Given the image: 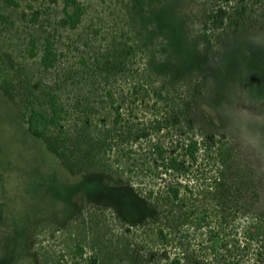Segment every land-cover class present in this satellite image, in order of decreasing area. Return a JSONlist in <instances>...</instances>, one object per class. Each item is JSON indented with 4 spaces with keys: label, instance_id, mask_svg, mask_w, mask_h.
Masks as SVG:
<instances>
[{
    "label": "trees",
    "instance_id": "16d2710c",
    "mask_svg": "<svg viewBox=\"0 0 264 264\" xmlns=\"http://www.w3.org/2000/svg\"><path fill=\"white\" fill-rule=\"evenodd\" d=\"M1 1L8 7L16 8L18 6L15 0ZM107 1L109 3L111 0ZM126 5L127 10H125L124 16L119 10L115 11L114 16L111 12L107 13L108 16L112 17L110 19L112 26L120 25L116 20L124 25V28H121L119 32L118 37L120 40H116L118 42L112 40L106 42L107 45L105 44L100 62L99 59L94 57V61L88 70L91 72L90 74H99V76H96L99 79H97L98 82H112L115 78L114 75L117 73L121 74L117 79L122 82L125 77H128L127 73L131 71L128 67L135 65L134 58L137 57L146 70L149 71L143 72L144 78L141 79L143 83H140L137 90L132 94L138 96L140 105L147 103L151 108L150 114L154 121L149 124L148 129L138 128V130L132 131L118 123V119H115L110 130L96 127V138L90 141L89 147L79 146L75 151L72 149L74 145H71L78 138L77 136L72 139L68 138L63 132L61 122L64 120V113L57 109L58 106L55 103L57 99L56 88L42 87L40 89L45 92V100L48 105L45 109L47 110L46 113L43 110L35 109L34 106H26L25 111L21 109L20 113H17L12 107L15 113L14 119L10 120L8 118L4 128L0 131L1 167L12 168L13 162L18 163L17 160L23 158L22 152L25 148L30 154L38 152L46 155L45 158L50 162L52 159H56L69 175L83 173V176L80 180L78 178L76 182L69 184L62 177L63 182H59L56 177L52 176L50 170L47 171L41 167L34 168V172L29 173L26 177L33 195L25 196V203L23 204L21 202L22 197L16 194L14 184L17 183V178L14 177L15 183L12 187L8 186L5 193L17 196L10 209L17 215L18 219L17 221H9L6 218L0 219V225H3V229H0V251L3 254V257L0 256V264H146L148 258L145 259L142 255L135 256L133 247L127 250L115 245L112 251L107 250V246L97 245L96 234L90 235L86 225H82V220L79 225H76L73 220L84 217V213H88L87 217L89 218V213L92 212L91 209L96 211L98 208H104L105 206L111 207L109 202L112 201L117 206L115 209L111 208L114 216L113 220L120 223L121 226L125 224L129 227L139 228L147 222L157 223L162 221L164 226L174 223L177 227H180L182 226V216L186 217L188 215L186 208H184L186 207L185 204L190 202L179 200L180 188L184 191L186 189L185 192L188 193L187 200L196 195H204L209 203L214 202V205L218 206H212L214 208L211 211L214 212L220 211L221 206L226 202L232 203L231 208L233 211H238V200L247 194L249 188L250 196L254 199L259 198L254 190L255 183L253 184L250 175L247 174L246 166L241 171L238 170L237 165L234 166L236 164L234 157L237 155L235 148L239 149V146H242L245 147L243 151L245 157L249 156L252 151V153H258V157H260L258 163L261 167L258 169L264 172L262 169L264 154L261 153L262 151L259 153L260 146L257 142L253 145L250 139L253 150H247V144L240 145L237 139L233 137L236 143L233 148L226 146L214 134L207 133L203 138H199V143L189 139L184 145L176 144L171 150L173 155L169 156L166 153V151H169V146L163 148L159 142L149 136H157L158 132L166 129L167 131L178 132L182 138L185 136L183 133L193 129L191 127V117L195 119V122L197 120L204 121L203 124L208 129L216 127L213 120L204 114L207 113V110H210L216 111V114L222 117L221 113L225 100L231 92H234L233 96L236 100L238 99V103L242 98L247 105L242 110L240 120L242 130L247 132L246 135H254L257 139L258 135L264 133L246 128L247 125H254L257 131H264V0H128ZM82 15L83 7L79 3L74 0H64L60 19L62 27L69 31L75 30L81 21ZM31 20L34 22L35 18ZM0 21L5 22L1 15ZM193 27H197L196 30L192 31L190 29ZM149 35L151 36L150 46H144L141 39L145 36L148 38ZM137 40L138 42L141 41L140 44L136 42ZM27 45L29 46L27 57L36 58L38 66L43 71L54 68L57 53L51 49V43L47 42L43 45L44 47L39 56L34 51L33 39H29ZM119 47L123 50L124 56L122 58V53L117 54L120 51ZM133 48L136 51H132ZM124 60H128L129 65L120 68L119 65ZM80 63L82 67H85L83 61H80ZM210 71L216 73L215 78H209L206 82L205 79H207ZM1 72L0 68V74ZM151 77L157 82L161 80L162 83L158 84L162 88L167 87V91L163 92L164 95L162 90L154 92V90L151 91L150 87L143 88L148 82L150 83ZM64 79H67V77H64ZM8 82L10 81L0 80V98L4 99L6 103L12 102L13 97H17L19 88L13 87L12 84L7 85ZM112 83L113 85L118 84L116 81ZM38 88L36 84L32 85L31 96L36 107L40 106L41 103L35 93V90H39ZM113 88L107 93L109 96L107 104L112 103L113 105L111 95L115 91ZM167 93L170 94L167 95L168 97L166 96ZM148 100L152 103L149 104ZM14 101L12 103H15ZM228 102H230L229 99ZM195 106L198 108L197 111ZM113 109L117 112V109L114 107ZM198 116H201V118L199 119ZM13 124L20 127L18 135L22 132L24 134L22 138L26 140L21 138V142H19L18 135L17 137L13 135L12 138L3 136L6 133L5 129L11 130V128H14V130H18ZM80 132L83 133V130H80ZM113 134L119 136V146L120 144L130 143L140 149L143 148L140 145L143 142L145 147L143 153L136 155L127 147L121 146L120 151H115V158L109 164L108 159L105 157L108 152L103 149V144L111 139ZM12 140L19 144V147H16L22 150H20V154L12 152L13 154L10 155L5 152ZM112 148L109 146L107 150L110 152ZM179 150H182L183 157L190 162V165L196 162L197 156H201L200 163H202L203 169L195 174L197 176L194 177L192 187H187L186 184L172 185L168 179H164L160 190H157L158 195L153 190L148 191L145 198L148 200L147 203L143 201L144 199L141 198L142 196L138 191L130 186L128 188L105 185L100 189L97 185V183L102 182L100 178L102 174L114 175L117 173L116 166L120 164L123 165L122 169L127 168L126 172L129 174L137 171H139L138 174H141L143 171L144 174H155L156 172L155 175L161 173L173 175L175 172L183 171L182 162L184 159L177 162L174 157ZM77 155H79L83 166L88 163L86 170L79 167L80 163ZM214 158L222 168L216 170L219 176L214 175L211 177L205 187L204 183L207 181L205 168H209L214 163L212 162ZM2 160L5 161L1 163ZM30 164L33 165V163ZM159 164L161 168L157 173ZM16 167H21V164ZM133 168H139L140 170ZM88 173L98 174L94 176V174ZM237 178H241V180ZM261 179L263 180L264 176ZM257 182L259 183V181ZM46 185H50L51 188H45ZM3 187L2 192L5 191V187L4 189ZM123 188L128 190L133 198L137 200V203L135 202L136 208L140 211H133L135 215L127 214L129 204L126 202L128 201L131 204L128 198H124L125 202L123 204L121 202L117 204V197H115L113 191ZM202 188L203 191H200ZM82 192L89 194L78 197L77 195ZM45 199L53 200L59 206L62 204V209L65 207L66 210H63L64 219L61 224L57 221L44 223L39 219L35 220V216H42L45 213L44 209L40 207ZM115 199L116 201H114ZM257 199L254 204L252 203V206L256 205ZM89 203L99 205V207L97 209L89 207ZM8 205V203L0 204V206L9 207ZM15 207H18V209ZM133 207L135 206L132 205ZM182 208L185 210L182 211ZM84 209L85 212H83ZM142 215H145V217H142ZM147 216L150 218L146 219ZM206 218V214L202 213L197 221L203 222ZM221 219L223 220L224 216ZM222 222L223 224L226 223V219ZM58 224L67 227L63 228ZM46 225L59 232L58 235L61 236V239L63 236L66 239H63L64 242L55 240L52 245L48 244L44 251L37 252L32 238H37L40 229L43 230ZM7 226L12 228L11 232L5 230ZM232 228L234 227L231 226L229 232L232 235L231 241L235 245L232 247L234 249L233 258L230 261L224 260L231 251L229 249H225L224 254L213 252V259L216 264H240L239 255L248 253L249 244L244 242L241 245L240 241L234 238L236 232ZM86 231H88V234L85 238L83 235ZM134 235L137 237L138 233ZM134 235L133 237H135ZM252 235L250 234L249 237L251 238ZM27 237L30 238L28 247L31 249V253L29 255L26 253L25 256L14 253L16 255V258H14L12 253L16 248L24 250L23 246H25V251L27 250L23 241V238ZM129 237L131 241L132 234ZM147 237L151 239L150 236ZM186 237L188 238L187 235ZM166 238V233L162 229H158V237L149 240V243L159 247V245L168 243ZM218 238L217 232L211 233L210 231L208 235L209 242ZM250 238L247 237V239ZM87 250L90 253H86ZM126 254L128 256L124 257ZM253 256L254 258L250 264H264V244L258 246ZM163 264L181 263L174 257L168 263Z\"/></svg>",
    "mask_w": 264,
    "mask_h": 264
},
{
    "label": "rangeland",
    "instance_id": "374dc122",
    "mask_svg": "<svg viewBox=\"0 0 264 264\" xmlns=\"http://www.w3.org/2000/svg\"><path fill=\"white\" fill-rule=\"evenodd\" d=\"M15 1L18 3V6L13 8L5 6L0 0V15L5 19V22L0 21V68L2 70L0 80L10 81L7 85L12 84L13 87H19L17 90V97H13L15 103H12L13 101L10 102L9 100V102L6 103L4 99L0 98V131L4 128L8 118L10 120L14 119L13 117L15 116V113L12 107H14L17 113H20L21 109L25 111L26 106H34L35 109L43 110L45 113L47 112V110H45L46 106H48L47 101L45 100V92L40 90L42 87H52V89H57L55 91L57 96L55 103L58 106L57 109H60V111L64 113V120L61 122L63 132H65L68 138L72 139L74 136H77L78 138V140L71 145H74L72 149L75 151L79 146L89 147L90 141H93L94 138H96V127L110 130L112 128V122L115 119H118V123H121V125H124V127H127L132 131L138 130V128H149V124L154 121L150 114L151 108L146 102L140 105L137 98L138 96L132 94L137 90L138 85L143 83L141 80L144 78L143 72L145 71L146 73V71H149L148 69L146 70L145 66H143L142 62L137 59V57L134 58L135 65L133 64V66L128 67L131 71L127 73L128 77H125L122 82L120 79H117L121 75L120 73L114 75L115 78L112 82L116 81L118 83L117 85H113L111 81L98 82L99 79L96 76H99V74H90L91 72L88 70L89 66L92 65L94 61V57L99 59L100 62L101 55L105 50V44L107 45L106 42H109L110 40L118 42L116 40H120L118 37L119 32L121 28H124V25L122 22L116 20L120 25L112 26V21H110L112 17L108 16L107 13L111 12L112 16H114L115 11L119 10L124 16L125 10H127L126 4L128 0H111L109 3L107 0H74L83 7V15L79 25L73 31H69L62 27L60 22L61 8L64 0ZM33 18H35L34 22L31 20ZM196 28L197 27H193L190 29L194 31ZM150 37V35L148 38L146 36L144 38L142 37V42H138V40L136 42L138 44L141 42L144 46H150ZM29 39L34 40V51L37 53V56L42 52L45 43L48 42L52 44L51 49L57 53L54 68L43 71L42 68L38 66L36 58L27 57V50L29 47L27 42ZM119 49L120 51L117 53L118 55L123 51L121 50V47H119ZM132 51L136 50L133 48ZM123 56L122 53L121 58ZM80 61L85 63V67H82ZM121 63L122 64L119 65L120 68L129 65L128 60H124ZM215 75V72L210 71L205 81L208 82L209 78H215ZM64 77H67V79H64ZM151 79L150 83L148 82L149 84L147 83L143 88L150 87L151 91L154 90V92H160L162 90V94L164 95L165 93L163 92L167 91V87L162 88L161 85L158 84L162 83L161 80L157 82L153 77H151ZM34 84L39 87V90H35L36 92L33 91L36 93L38 101L41 102L38 107L33 103V97L31 96L32 85ZM111 88L115 90L111 93L113 105L112 103L107 104V100L109 99L107 93L108 91L110 92ZM168 93L166 96L170 95ZM233 94L234 92H231L230 96L225 100V105L223 106L221 113L222 117L216 114V111L213 112L207 110V113L204 114L208 115V117L213 120L214 126L216 127L208 129L203 124L204 121L197 120V122H195V119L191 117V127H193V129L183 133L185 136L182 138L181 134L178 132L173 130L167 131L166 129L158 132L157 136L149 137L156 142H159L163 148L168 145L169 151H166V153L169 156L173 155L171 150L176 144L184 145L189 139L196 140V142L199 143V138H203L207 133L214 134L215 137L222 141L226 146L233 148L236 144L234 138H236L238 144H247V150L252 149L250 144L251 139L253 145L257 142L260 146L259 153L262 151L261 153L264 154V133H262L264 131H257L254 125H247V129L251 128L252 131L262 134L258 135L257 139L254 135H246L247 132L242 130V123L240 120L242 117V110H244L247 105L242 98H240V102L238 103V99L236 100ZM228 99L230 102H228ZM148 102L149 104L152 103V101L149 100ZM113 107L117 109V112ZM195 107L197 111L198 108L197 106ZM198 118L200 119L201 116H198ZM13 126H16L18 130H14V128H11V130L5 129L6 133L3 134L4 137L9 136L12 138L13 135L14 137H17L20 127L16 124H13ZM80 130H83V133H81ZM22 135H24L22 132L18 135L19 142H21ZM22 140L26 139L22 138ZM118 141L119 136L113 134V136L111 135V139L103 144V149L108 152L105 157L108 159L109 164L115 158V151H120L122 148L121 146L127 147V149H130L133 153H136V155L143 153L145 148L143 142L140 144L143 148L138 149L130 143L125 145L120 144L119 146ZM16 146L19 147V144L12 140L8 144L9 148L5 149V152L10 155L12 152L20 154L22 150L18 149ZM109 146L113 147L110 152L107 150ZM244 148L245 147L242 146H239V149L235 148L237 155H234V161L236 162L234 166L237 165V168L240 171L246 166L247 174L250 175L253 184L255 183L254 190L259 196L258 199L256 197L257 202L255 206H252L256 199L250 196V188L247 189V194L238 200V211H233L231 208L232 203L226 202L223 203L220 211L217 210L215 212L213 210L211 211V209L214 208L212 206H215L214 202L209 203L204 195H196L195 197H190V200H187L188 193L185 192L186 189L184 191L180 188L179 200H184V202L190 201L185 204L186 207L184 208H186L188 215L186 217L182 216V226L180 227H177L174 223L164 226L162 221L157 223L147 222L146 224L139 226V228L129 227L125 224H122L121 226L120 223L113 220L114 216L111 208L115 209L117 206L112 201L109 202L111 207L105 206L104 208H98L99 205L89 203V207L98 209L96 211L91 209L92 212L89 213V218L87 217L88 213H84V217L75 218L73 221L76 225H79L82 220V225H86V228L90 231V235L96 234L98 240L96 243L97 245L107 246V250L110 249L112 251L115 245L127 250L133 247L135 256L138 257L142 255L145 259L148 258L149 261L147 260L146 264L168 263L174 257H176L181 264H216L213 259V252L224 254L225 249L231 250L224 259L225 261H230L234 255V249L232 247L235 246L231 241L232 235H230L229 232L230 227L232 226L234 227L232 230L236 232L234 238L238 239L241 245H243L244 242L249 244L248 253L239 255L240 264H250L258 246L264 244V179H261L264 176V172L258 169L261 168L258 163L260 160L258 153H252V151L249 156L245 157L243 153ZM23 150V158L17 160L20 163L13 162V167H8V169L0 166V204H9V207L0 206V219L6 218L9 219V221H17L18 219L17 215H15L12 209H10L11 205L13 206V202L16 201L17 196L5 193L8 190L7 187H12L15 183V176L17 178V183L14 184L15 190L17 191L16 194L22 197V204L25 203V196L33 195L32 189L29 185L30 183L26 177L29 173L32 174L34 172V168L37 169V167H41L44 170H50L52 171V176L56 177L59 182H63L62 178H64L69 184L76 182L78 178L80 180L83 176V173L69 175L66 170L58 164L56 159H52L50 162L45 158L46 155H42L38 152L30 154L25 148H23ZM174 157L177 159V162L184 159L182 162L184 166L183 171L175 172L173 175L164 173L155 175L156 172L155 174H144L143 171L141 174H138L139 171L136 170L137 172L129 174L126 172L127 168L122 169L123 165L120 164L116 166L117 173L114 175L109 176L102 174L100 176L102 182L97 183V185L100 189L105 187V185L130 186L138 191L142 196L141 198L144 199V202L148 201L145 199L148 195V191L151 192L153 190L157 194V190H160L164 179H168L172 185L186 184L187 187H192L194 177L197 176L195 174L203 169L202 163H200L201 156H197L196 162L192 165H190V162L183 157L182 150H179ZM77 158L80 163L79 167L86 170L88 168V163L83 166L79 155H77ZM216 158L213 159L212 162L214 163H212L209 168H205V177L207 178V181L204 183L205 187L208 185L211 177L214 175H216V177L219 176L216 170L221 169L222 166L216 162ZM4 161L5 160H2L1 163ZM156 162L161 163L160 161ZM30 163H33L35 166ZM20 164L21 167H16ZM160 168L159 164L157 173ZM262 169L264 171V165L262 166ZM88 174H94L95 176L98 173ZM25 179L27 180V184ZM237 179L241 180V178ZM257 181H259V183ZM3 186L5 187L4 192H2ZM45 188H51V186L46 185ZM200 191H203V188ZM131 192L133 191L131 190ZM113 193L116 195L115 197H117V204L118 202L123 204L125 202L124 198L130 200L131 204L128 201L126 202L129 204L127 214L135 215L133 211H140L136 208L137 205L135 202L137 203V200L133 198V195H131L128 190L123 188L121 190H114ZM84 194L89 193L82 192L77 196L80 197V195ZM99 199H101V197H99ZM114 201H116V199ZM132 205L135 207L132 208ZM61 206L62 204L59 206L53 200L45 199L40 205L45 213L42 214V216H35V220L39 219L44 223L57 221V223L61 224L64 219L63 210H66L65 207L62 209ZM15 208L18 209V207ZM184 208H182V211L185 210ZM83 212H85V209ZM202 213H205L207 218L203 222H198L197 220ZM222 216H224L223 220L221 219ZM142 217H145V215H142ZM147 218L150 217L147 216L146 219ZM225 219L226 223L223 224L222 221ZM62 226L63 228L67 227L65 225H60V227ZM0 229H3V225H0ZM158 229H162V231L166 233V240H168V243L159 245V247L153 246L149 243V240L158 237ZM5 230L10 231L12 228L7 226ZM210 231L211 233L217 232L219 238L209 242L208 235ZM58 233L59 232L54 231L52 227L47 225L43 230L40 229L37 238H32L34 239L33 244H36L37 252H42L41 250L44 251V248L48 244L52 245V242L55 240L64 242L63 239H66V237L63 236L61 239V236H59ZM135 233H138L137 237L134 235ZM51 234L52 237L50 238ZM87 234L88 231H86L83 236L86 238ZM130 234H132L131 241L129 237ZM250 234H253L251 238L249 237ZM133 235L135 237H133ZM147 236H150L151 239ZM247 237L250 239H247ZM27 238H23L27 250L25 251V246L21 244L24 250H18L19 248H16L15 251L13 250L12 254L14 258H16L15 254L25 256L26 253H28V255L31 253V249L28 247L30 238ZM224 243L226 245L225 247ZM86 253H90L89 250H87ZM2 255V251H0V256ZM127 256L128 255L126 254L124 257Z\"/></svg>",
    "mask_w": 264,
    "mask_h": 264
},
{
    "label": "clouds",
    "instance_id": "9594fccd",
    "mask_svg": "<svg viewBox=\"0 0 264 264\" xmlns=\"http://www.w3.org/2000/svg\"><path fill=\"white\" fill-rule=\"evenodd\" d=\"M194 141H196V140H194ZM34 246H36V244H34Z\"/></svg>",
    "mask_w": 264,
    "mask_h": 264
}]
</instances>
